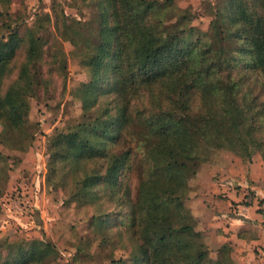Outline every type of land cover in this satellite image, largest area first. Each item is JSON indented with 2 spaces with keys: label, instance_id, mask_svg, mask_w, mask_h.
<instances>
[{
  "label": "trees",
  "instance_id": "obj_1",
  "mask_svg": "<svg viewBox=\"0 0 264 264\" xmlns=\"http://www.w3.org/2000/svg\"><path fill=\"white\" fill-rule=\"evenodd\" d=\"M14 1L0 0V143L16 151L32 144L40 124L29 119L30 98L57 82L65 91L67 55L53 39L70 42L87 80L74 88L80 116L51 135L46 183L102 210L80 238L85 257L235 264L228 244L212 257L200 241L185 179L200 152L192 128L208 146L264 157V0H214L211 33L178 14L175 0H83L87 20L53 2L54 33L48 13L30 24L25 8L11 11ZM57 260L42 239L0 242V264Z\"/></svg>",
  "mask_w": 264,
  "mask_h": 264
},
{
  "label": "rangeland",
  "instance_id": "obj_2",
  "mask_svg": "<svg viewBox=\"0 0 264 264\" xmlns=\"http://www.w3.org/2000/svg\"><path fill=\"white\" fill-rule=\"evenodd\" d=\"M53 2L59 3L68 17L87 20L92 15L83 0H16L11 11L20 15L25 8L30 24L48 13L49 29L54 33ZM175 5L178 14L192 15V25L212 32L214 0H175ZM53 44L67 55L65 91L57 82L53 91L40 90L30 98L29 119L40 125L26 151L0 143V154L6 158L0 172V242L42 239L55 247L58 264H104L106 260H88L80 240L96 227L94 216L102 210L96 204L78 206L59 189L58 181L53 189L46 183L51 135L66 119L80 116L74 88L87 80L73 45L59 36ZM191 133L200 152L185 179L188 194L184 203L196 220L200 241L212 257L219 256L222 244H228L235 264H264V157L255 152L248 160L218 142L206 145L195 128ZM136 184L137 175H133V191ZM241 231L247 232V238L238 237Z\"/></svg>",
  "mask_w": 264,
  "mask_h": 264
}]
</instances>
